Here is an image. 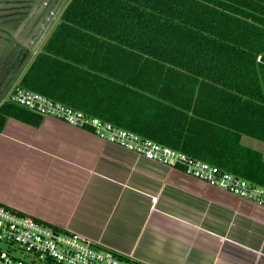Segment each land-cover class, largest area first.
I'll return each instance as SVG.
<instances>
[{
	"label": "trees",
	"instance_id": "obj_1",
	"mask_svg": "<svg viewBox=\"0 0 264 264\" xmlns=\"http://www.w3.org/2000/svg\"><path fill=\"white\" fill-rule=\"evenodd\" d=\"M31 59L18 86L264 186V0H69Z\"/></svg>",
	"mask_w": 264,
	"mask_h": 264
},
{
	"label": "crops",
	"instance_id": "obj_2",
	"mask_svg": "<svg viewBox=\"0 0 264 264\" xmlns=\"http://www.w3.org/2000/svg\"><path fill=\"white\" fill-rule=\"evenodd\" d=\"M0 202L146 264H264V206L52 116L5 120Z\"/></svg>",
	"mask_w": 264,
	"mask_h": 264
},
{
	"label": "built area",
	"instance_id": "obj_3",
	"mask_svg": "<svg viewBox=\"0 0 264 264\" xmlns=\"http://www.w3.org/2000/svg\"><path fill=\"white\" fill-rule=\"evenodd\" d=\"M259 59V58H258ZM6 99L42 116L90 129L97 136L169 167H179L209 185L264 206V186L100 117L17 84ZM0 264H146L83 234L0 202Z\"/></svg>",
	"mask_w": 264,
	"mask_h": 264
},
{
	"label": "rangeland",
	"instance_id": "obj_4",
	"mask_svg": "<svg viewBox=\"0 0 264 264\" xmlns=\"http://www.w3.org/2000/svg\"><path fill=\"white\" fill-rule=\"evenodd\" d=\"M69 0H0V69L14 77L23 67L24 52L32 55L55 25ZM22 51V52H21ZM29 59V58H28ZM21 66V68H20ZM8 76L0 83L6 86ZM13 83V82H12ZM0 89V102L5 99Z\"/></svg>",
	"mask_w": 264,
	"mask_h": 264
},
{
	"label": "flooded vegetation",
	"instance_id": "obj_5",
	"mask_svg": "<svg viewBox=\"0 0 264 264\" xmlns=\"http://www.w3.org/2000/svg\"><path fill=\"white\" fill-rule=\"evenodd\" d=\"M48 34H49V33H48ZM46 37H47V36H46ZM43 42H44V40H43ZM43 42L41 43L40 46H42ZM34 46H35V45H33L32 43H29V44L27 45L25 51H26V52H27V51H30V49H32ZM40 46H39V47H40ZM38 49H39V48H38ZM21 52H22V51H21ZM26 52H24V59H25V58L28 59V57H29V56H28L29 54H27ZM26 59H25V60H26Z\"/></svg>",
	"mask_w": 264,
	"mask_h": 264
},
{
	"label": "water",
	"instance_id": "obj_6",
	"mask_svg": "<svg viewBox=\"0 0 264 264\" xmlns=\"http://www.w3.org/2000/svg\"><path fill=\"white\" fill-rule=\"evenodd\" d=\"M40 49H41V46L39 47L38 51H39ZM38 51L35 52L34 56L32 57L31 61L29 62V64L32 62V60L34 59V57L36 56V54H37ZM27 61H28V60H27ZM24 66H25V65H24ZM24 66H23V67H24ZM27 67H28V66H27ZM26 69H27V68H26ZM23 73H24V72H23ZM22 75H23V74H22ZM22 75H21V76H22ZM5 79H6V78H4V80H5Z\"/></svg>",
	"mask_w": 264,
	"mask_h": 264
}]
</instances>
